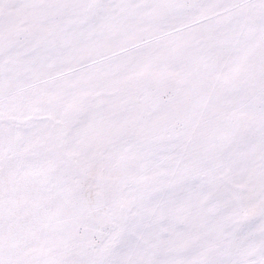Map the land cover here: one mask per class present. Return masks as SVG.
Listing matches in <instances>:
<instances>
[{"label": "snow or ice", "instance_id": "6c2138e0", "mask_svg": "<svg viewBox=\"0 0 264 264\" xmlns=\"http://www.w3.org/2000/svg\"><path fill=\"white\" fill-rule=\"evenodd\" d=\"M0 264H264V0H0Z\"/></svg>", "mask_w": 264, "mask_h": 264}]
</instances>
